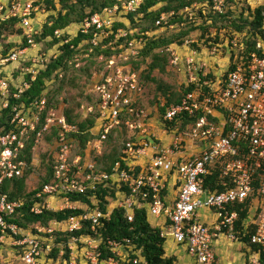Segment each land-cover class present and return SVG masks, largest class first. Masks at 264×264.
I'll return each instance as SVG.
<instances>
[{"label":"built area","instance_id":"obj_1","mask_svg":"<svg viewBox=\"0 0 264 264\" xmlns=\"http://www.w3.org/2000/svg\"><path fill=\"white\" fill-rule=\"evenodd\" d=\"M37 1H12L5 10L0 6V21L19 20L17 24L27 39L26 47L0 57V68H3L0 70V248L5 240H10L13 247L20 249L23 264H41L43 257L54 248H60L58 257L67 253L65 264H139L142 262L138 258L143 259L141 250H136L128 239H107L104 249L109 255L102 259L103 237L99 233L91 235L97 233L115 209H124L128 222H132L136 206L145 208L147 217L157 220L161 238L185 247L196 264H217L213 244L220 235L230 242H238L235 234L238 213L228 206L244 202L253 190H258L243 232L255 226L250 243L256 249L248 248L247 264H261L260 256L264 254V11L261 33L256 32L254 36L247 30H232L220 42H195L196 47L189 48L194 42L185 41L179 47L166 48L169 65L181 73L183 85L191 90L178 104L170 105L160 114L157 106L152 112L141 105L146 98L144 86L129 61L139 55L150 39L177 27L168 21L173 12L161 13L154 23V31L139 30L132 27L128 16L134 14L135 22L143 18L139 9L144 0H114L111 6L74 24V31H70V26L55 29L54 38L51 37V41L57 40L54 51L42 52L40 43L34 42V37L41 33L35 21L49 10L35 5ZM225 6L226 0H211L210 4L186 6L181 15L184 21L196 26L198 10L203 16L207 9L223 14ZM184 21L179 25L183 26ZM47 24L50 26L51 22ZM79 35L83 38L76 47L70 46L75 52L69 63H74L76 69L85 63L83 60L88 54L95 53V48H109L113 52L108 58L97 55L102 68L92 73L85 92L91 96V102L82 103L77 111L80 120L95 115V124L89 130L93 139L87 142L84 157L76 152L77 141L72 136L78 133V126L67 121L64 105L48 108L46 91L29 103H18L30 89V82H35L47 65L59 57L61 47ZM249 40L253 43L249 44ZM179 48L186 52L178 53ZM116 50L119 51L116 53ZM17 62L20 67L17 78H6L4 67ZM11 99L17 104L11 106ZM182 116L193 121L182 127ZM52 129L56 135L47 142L44 138L52 134ZM112 132L120 138L121 156L114 163L112 173H107L97 168L94 157L104 154ZM43 143L52 176L33 195L30 212L34 215H40L43 210L82 212L61 222L53 221L48 227L35 224L24 230L6 221L24 201L9 200L1 186L5 181L23 177L26 172L32 175L36 171V151ZM215 171L218 178L225 179L216 184L224 191H212L206 184ZM101 185L115 189L114 198L111 194L106 198L109 204L105 211L97 207L95 197ZM167 190H172L171 197ZM76 194L87 197L92 206L72 201L71 196ZM138 196L145 203H139ZM84 229L86 233L76 234ZM63 234L69 236L67 242L58 243ZM122 248L130 252L128 257L119 254Z\"/></svg>","mask_w":264,"mask_h":264},{"label":"trees","instance_id":"obj_2","mask_svg":"<svg viewBox=\"0 0 264 264\" xmlns=\"http://www.w3.org/2000/svg\"><path fill=\"white\" fill-rule=\"evenodd\" d=\"M35 2V5H40L45 7L47 10L49 8L57 11L56 16H50L48 18V22H51V25L48 26L47 23L41 29V33L38 36L34 37L35 43H40L43 40H46L48 37H53V31L57 28H66L74 24H78L85 17L92 15L95 12H100L105 7L111 6L115 1L114 0H59L56 3L54 0H43ZM163 6L157 10L153 8L161 3ZM211 0H144L142 6L139 9V12L143 13L144 16L139 21L135 22L134 14H130L129 20L131 22L132 27L137 28L139 30H150L154 31V23L159 18L161 13L169 14L173 12V16L168 18V21L171 23H175L177 26L184 21L183 15H181V11L184 7L190 6L193 3L196 4H210ZM234 2V0H226V6L223 14L212 13L209 9H207V13L203 16L202 12L198 10V19L199 23L196 26H191V30L201 29L202 34L205 35L209 29L215 28L217 32L218 30L217 24L222 22L221 27L226 25L225 22L228 23L229 27L233 28L234 32H242L243 30H247L252 33L254 36L256 32L261 33L260 28L262 26L263 18L261 17L262 12L264 11V6H259L254 9L252 12L253 16L245 17L242 13L239 14L238 19L233 18V12L228 7L230 3ZM58 7H60L58 9ZM253 17V19H251ZM187 20L185 19V23ZM17 19H9L6 21H0V40H2L3 31L7 30L8 27H14L17 25ZM190 23V22H189ZM192 24V23H191ZM122 26V25H120ZM188 31L184 30L182 33L172 34L170 37L166 35H160L156 39H150L146 46L139 52V55L135 58H132L129 63L134 71L140 74L141 83L144 86L145 94L144 96L147 99L148 93L146 90V86L144 81L147 83H154L157 85V90L162 92L163 94V104L164 107L156 105L158 107L159 113L162 114L165 108L169 107L173 104H178L182 99L184 94L191 90V87L186 88L183 84L179 86V90H175L170 86H166V84L161 83L159 80H156L154 77H151V73L157 70L159 73H165L167 65H169V55L166 52V48L173 43H178L181 36H185ZM18 36H22L24 38L23 42L19 45H14V48L21 49L27 46V39L24 36L23 30L18 28L16 32H13ZM12 34V35H13ZM218 36L215 34L214 38L207 41L216 42L218 41ZM83 38V36L79 35L77 38L72 40L70 43L61 47V54L56 60L51 61L47 68L41 72L35 82H30V89L25 92L22 96V99L18 101V103H29L33 101L37 96H39L46 88L50 85H53L54 82L58 83V87L56 90L52 91L54 93H60L64 90L65 86H70L72 88L76 87V83L79 80V76L84 77V82L89 83L90 77L93 72H98L102 68V64L97 62V55L103 54L106 58L112 55L111 49L101 50L99 48H95V53L88 54V58L83 60L85 62L79 69L75 68L74 63H69L74 56V50L70 49V46L73 44L75 47L77 43ZM182 42V41H181ZM57 43L56 39H53L48 43V46ZM249 44H252L253 41L249 40ZM179 44H181L179 42ZM252 47V45H251ZM89 49L88 47L84 48ZM119 50H116L117 53ZM5 56V54H3ZM27 65V64H26ZM73 73V74H72ZM60 74L62 77H60ZM53 83V84H52ZM13 90L12 87H10ZM47 96L49 100V106L53 108H60L64 105V115L67 118V121L71 124H77L78 133L75 135H71L77 141L76 152L80 154V156L84 157L87 142L93 139V136L89 133L95 124V115L87 117L85 120H80L79 113L77 112L80 105L82 103L78 102L74 106H67L66 99H62L59 102L57 99H53V95H51V91H47ZM84 99L87 102H91V96L83 95ZM148 103V99H147ZM17 104L14 100H10V105ZM9 110H7L8 113ZM192 118L187 116H182V127L186 124L192 122ZM84 131H88L86 134H81ZM56 135V130L52 129V134L45 136V140L47 142H51L53 137ZM106 150L104 154L100 157H94V162L102 171L107 173H112L114 163L120 158V138L116 135L115 132H112L108 136V140L106 142ZM46 159V160H45ZM45 164V175L42 177V180L39 186L31 191H26V181L29 177V173H25V175L19 179L5 181L1 186V191L5 193L9 200H23V206L16 211L12 216L6 217L7 223L16 224L21 229L26 230L28 227H31L35 224L41 225L43 227H48L53 221H64L71 215L80 214L82 211L80 210H63V211H51V210H43L40 215H34L30 212V207L33 204V195L41 189L42 185L48 183L51 180L52 171L49 168V162L47 161V155L42 156V165ZM123 166V163H122ZM225 181V179L218 178L217 171L214 172L213 176H210L206 180L207 186L211 187L215 192H221V187H216V184L221 181ZM215 187L217 188L215 190ZM97 191L95 192V197L97 199V207L105 211L106 206L109 204V201L106 199L107 197L114 198V186H106L103 185L98 186ZM124 190H127L124 188ZM258 190H253L252 194L242 203H236L233 205H229L228 208L230 210H234L238 213V219L235 222V234L238 242L242 243L244 246L248 248L256 249L251 243L250 238L254 233V225H251L247 228L246 233L243 232L245 221L248 217L249 210L252 207L253 200L257 197ZM90 195V194H88ZM139 203H145L141 196L137 198ZM71 200L76 202H84L88 204L90 207L91 201L87 197H83L82 195H73L71 196ZM43 199L41 200V202ZM127 213L124 209H115L112 211L110 218L108 221H104V225L97 229V233H92L91 235H97L98 233L103 237V243L101 244V250L103 251L102 259L108 257L109 251L104 249L105 241L107 239L122 241L123 239H128L135 247L136 250H141V254L144 257L147 264H177L176 258L170 256L166 257L164 250V242L165 239L160 237V230L156 227H152L148 222V217L145 208L138 209L136 206L133 212V221L128 222ZM82 230L79 233H86L87 231ZM69 236L61 235L57 242H67ZM58 258V249H53L49 255V259L56 260ZM133 258V257H132ZM63 263L68 259L67 253L61 258ZM261 264H264V254L260 256Z\"/></svg>","mask_w":264,"mask_h":264},{"label":"rangeland","instance_id":"obj_3","mask_svg":"<svg viewBox=\"0 0 264 264\" xmlns=\"http://www.w3.org/2000/svg\"><path fill=\"white\" fill-rule=\"evenodd\" d=\"M12 1H20V0H0V6L4 7V10H5L7 7L10 6V2H12ZM27 1H37V0H27ZM40 1H42L44 4L43 0H40ZM58 1L59 0H56L55 2L58 3ZM164 3L165 2L155 6L153 9L157 10V9L161 8ZM193 4H196V3H193ZM259 6H264V0H249V1H247V0H234V2L230 3L228 7L233 12V18L238 19L240 13H242L245 17L253 16L252 15L253 10L258 8ZM59 8L60 7H58V9ZM48 10L49 11L45 12L47 14L41 16L42 22H40V20H38V22H37V20L35 21L37 28H39L38 26H40V30L44 26V23L48 22V18H50V16H56L58 13L57 11H54L51 8H49ZM205 12L207 13V10ZM197 17H198V15H197ZM186 22L187 23H185V21L183 22L184 23L183 26L178 25L177 27H175V29H167V30H164L163 33L160 34V35L163 34V35H166L167 37H170V35H172V34L178 35L180 32L182 33V31H184V30L188 31V33L185 36H181V38L179 39V42L181 44H179V42L173 43L168 47H174L175 45L179 47L182 44H184L185 41H193L194 42L193 45H191V44L188 45L189 48H193V47H196L195 42H197L198 44H206L208 42H212V41H207V40L213 39L215 34L219 37V38L217 37L218 41H216V42H220V40L222 39V36L228 35L229 31L234 30L233 28L229 27L227 22H225L226 25L224 27H221L222 22H219L217 24V27H216L218 30H220L219 32H217V30L215 28H211L208 30V32L205 35H203L201 29L191 30V26H189V25H193V24L189 23L188 21H186ZM195 24H197V23H195ZM193 26H195V25H193ZM75 27H76L75 25H71L69 27L70 31H74L76 29ZM18 28H20V27L17 24L14 27V29L12 27H8V31L7 30L3 31V34H2L3 39L0 40V57L1 56L5 57L11 51L16 50L17 48H14L13 46L16 44L19 45L23 42L24 38L22 36H18L16 34H13V32H16L18 30ZM50 41H51V38L49 37L46 40H43L40 42V47H41L42 52H48L49 50H50V52L54 51L53 44L51 46L47 45L48 43H50ZM40 47L37 46V48H40ZM30 52L32 53L33 51L31 50ZM177 52L180 54H183L186 52V50L179 48V49H177ZM3 54H5V56H3ZM21 64H23V63L21 62ZM4 68L6 69V73H4L6 78L9 79V76H12L13 79L17 78V76H18L17 70L20 69L18 62L15 63V65H7ZM0 70H3V68H0ZM177 71L178 70L176 68H172L170 65H167L165 73H159L157 70H155L151 73V77H154L156 80H159L161 83L166 84V86H170L171 88L178 91L179 86L181 84H183V76H181V73L177 72ZM143 81H144V84L146 86V90L148 93V96H147L148 103H147V99L144 98V102L141 103V105L144 108H150V110L152 112H154V108L156 107V105H159L163 102V94H162V92H159L157 90L156 84L147 83V81H145L144 79H143ZM57 87H58V83L54 82L53 85H50L44 91H46V92L51 91V95H53V99L54 100L57 99L59 102H61L62 99H66L67 106H74L78 102H80V103L86 102V99H84L83 95L88 89V83L84 82V77L79 76V80L76 83L75 88H72L70 86H65L64 90H62L60 93L52 92V91L56 90ZM157 103H159V104H157ZM158 121H160V119H158ZM160 133L161 132L158 131V135ZM165 140L168 141L169 137H165ZM46 150H47V147L43 143V145L39 146V148L36 151L37 158H38V167H37L36 171L32 175H29V177L27 178V181H26V191L27 192H31V191L35 190L39 186V184L42 180V177H44V175H45L46 170H45V164L42 165V156L46 155L44 153ZM156 221L157 220H155L153 217L149 216L148 222L151 224L152 227L157 226ZM1 246H2V248H0V264H23L20 249H18V247L17 248L13 247L11 245L10 240H8V239L5 240V242H3V244H1ZM171 246H172V242L169 239L166 242H164L163 247H164L165 253L167 255H171V250H172ZM223 247H225L227 255L230 254L232 257L234 256L235 258L238 259L239 264L241 262H243V260L245 262V258L247 257L248 252H247V248L245 246H243L242 243L237 242V241L230 242V240L228 238H226L224 235H220L219 245L213 244V249H215L214 251L218 254V248H219V250H221ZM54 249H58V248H54ZM59 249H58V251H59ZM181 250H183V248H181ZM119 254L122 256H125L127 254H130V252L129 251L127 252L122 248V249H120ZM184 254H186V253H184ZM219 254H220V252H219ZM49 255L50 254L48 253L46 257L45 256L43 257L41 264H65V263H63V260L61 259V257H58L56 260H53V259L49 260ZM184 256L186 257V255H184ZM125 257H128V255ZM125 257H122V258H125ZM220 257L222 258L221 255H220ZM220 257L218 256L217 264H222ZM138 259L141 260V262H142L139 264H143V262L145 261L144 257H143V259H140V258H138ZM229 260H233V259L229 256ZM185 261L187 262V260H185ZM246 261H248V257H247ZM186 264H190V263L188 262Z\"/></svg>","mask_w":264,"mask_h":264},{"label":"crops","instance_id":"obj_4","mask_svg":"<svg viewBox=\"0 0 264 264\" xmlns=\"http://www.w3.org/2000/svg\"><path fill=\"white\" fill-rule=\"evenodd\" d=\"M20 1H24V0H20ZM27 1V0H26ZM247 1H249V0H247ZM43 16V15H42ZM38 20H40V22H42V18H41V15H40V17L38 18ZM173 192H172V190H169L168 191V194H169V196H170V194H172ZM206 220H210V218H208V217H206ZM151 225V224H150ZM156 225L158 226L159 225V223L156 221ZM168 239H166L165 240V242L167 241ZM171 242H172V250H171V255H167L166 253V257H170V256H172V257H174V258H176V261H177V264H186V263H190V264H196L195 263V261L193 260V258H191L188 254H187V252H186V249H185V247H183V246H180V245H178V244H176L173 240H171V239H169ZM230 244V243H229ZM214 245H219V238L214 242ZM243 245V244H242ZM244 246V245H243ZM183 248V250H181V248ZM246 248H247V252H248V247L247 246H245ZM215 250V249H214ZM219 252H220V254H219ZM184 253H186V254H184ZM215 254H216V260H217V262H218V256L220 257V255L222 256V258H221V262H222V264H239V262H238V259L237 258H235L234 256L232 257L230 254H228L227 255V253H226V250H225V247H223L221 250H219V248H218V254L215 252ZM184 255H186V257L184 256ZM229 256L233 259V260H229ZM185 258V259H184ZM246 259H247V257L245 258V262H244V260H243V262H241L240 264H247V261H246ZM184 262H183V261ZM185 260H187V262L185 261Z\"/></svg>","mask_w":264,"mask_h":264}]
</instances>
